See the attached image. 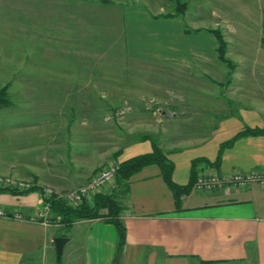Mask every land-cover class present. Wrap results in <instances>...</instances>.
Returning a JSON list of instances; mask_svg holds the SVG:
<instances>
[{
	"label": "rangeland",
	"instance_id": "rangeland-1",
	"mask_svg": "<svg viewBox=\"0 0 264 264\" xmlns=\"http://www.w3.org/2000/svg\"><path fill=\"white\" fill-rule=\"evenodd\" d=\"M167 35L172 44H161ZM196 39L204 51L192 45ZM263 40L264 0H0V90L9 102L0 109V178L27 185L18 194H38L44 212L46 189L62 195L119 168L141 140L174 163V152L211 135L222 114H234L251 70L264 65ZM169 48L178 61L168 58ZM194 53L210 59L194 62ZM190 133L196 140L184 139ZM0 188L15 189L10 182ZM126 194H116L122 211ZM100 213L94 219L108 222L106 210ZM49 214L51 227L67 233L51 207ZM86 230L78 229L75 243ZM83 251L74 249L76 261L90 259ZM66 255L61 264H72ZM130 259L125 264H147L148 255L131 252Z\"/></svg>",
	"mask_w": 264,
	"mask_h": 264
},
{
	"label": "crops",
	"instance_id": "crops-1",
	"mask_svg": "<svg viewBox=\"0 0 264 264\" xmlns=\"http://www.w3.org/2000/svg\"><path fill=\"white\" fill-rule=\"evenodd\" d=\"M181 39L189 44L187 39ZM176 41L178 44L179 40ZM200 41L196 39L192 45L204 51L205 44ZM160 42L171 45L172 37L164 36ZM185 48L180 51L188 57L189 54L193 56ZM170 53L169 48L168 58L178 61L177 54ZM209 59L210 55L194 53L190 60L204 64ZM203 74L199 72L196 77L201 78ZM251 74L253 79L241 89V97L236 98L234 114H222L211 135L199 143L182 146L170 156L175 163L173 179L176 183L187 184L193 172L197 179L199 172L207 169L223 173L264 170V135L237 139L223 150L217 166L206 161H199L195 171L193 166L198 158L214 162L220 145L245 127L264 128V65H255ZM195 91L200 90L195 88ZM219 104L223 105L222 101ZM222 109L226 110V107ZM185 136L187 141L197 138L194 133ZM151 151V141L141 140L132 144L119 160ZM77 168L75 170L81 172L80 167ZM125 202L121 213L126 226L122 264L131 262V252L147 254V264H264V186L258 183L242 189L224 187L208 191L194 187L182 198V208L178 210L174 193L162 177L160 168L149 165L130 179ZM41 205L42 198L38 194L0 193V209L9 213L18 210L27 217L40 212ZM82 226L87 230L83 231V242L78 244L75 243L77 231ZM93 226L100 230L92 231ZM66 232L26 219L0 217V264H53L54 238L64 235L70 240L64 247L63 256L67 254L70 263H113L119 241L113 224L96 219L78 220ZM78 248L85 249L83 252L90 255L87 262L82 257L75 260L74 249Z\"/></svg>",
	"mask_w": 264,
	"mask_h": 264
},
{
	"label": "trees",
	"instance_id": "trees-1",
	"mask_svg": "<svg viewBox=\"0 0 264 264\" xmlns=\"http://www.w3.org/2000/svg\"><path fill=\"white\" fill-rule=\"evenodd\" d=\"M219 47L218 53L224 62H229V60L225 57V50L223 49V45L226 43L222 34L218 31H215ZM264 41V40H263ZM222 46V48H221ZM9 105V102L5 100V95L0 90V109ZM264 135V128L261 127H245L242 131H240L236 136L232 139L222 143L217 159L214 162H211L209 159H197L194 161V171L199 161H206L212 166H217L222 158L223 150L229 146H232L235 141L241 137L246 136H257ZM149 165H157L162 173V177L164 178L167 185L173 191L176 207L178 210L182 208V198L185 195L190 194L192 192L195 183L196 177L195 172L192 174V179L187 184H178L173 179V173L175 169V164L167 158V155L153 142V150L148 153L140 154L126 160L121 161L120 167L117 173V185L115 188H112L109 193H99L95 195L93 203L90 204L86 201L80 207L73 208L67 203L57 198L56 195H53L49 198H44L51 203V211L55 215L54 218H60L59 222L62 223L64 228L70 230L73 223L81 219H94V218H102L101 210H106V214L108 215V222L112 223L117 230L119 241L117 252L112 264H120L121 258L124 253V248L126 244V226L121 218L122 208L116 202V194L120 189L124 188V190H129L130 179L140 172L144 167ZM10 190L9 188H0V193L6 192ZM13 194H18L19 190L14 189ZM15 192V193H14ZM30 192L23 191L20 192L22 194H27ZM11 213V212H10ZM66 236V235H64ZM61 264V262H59Z\"/></svg>",
	"mask_w": 264,
	"mask_h": 264
},
{
	"label": "built area",
	"instance_id": "built-area-1",
	"mask_svg": "<svg viewBox=\"0 0 264 264\" xmlns=\"http://www.w3.org/2000/svg\"><path fill=\"white\" fill-rule=\"evenodd\" d=\"M118 166H109L104 171L100 172L95 178L91 179L89 182L79 187L74 191H70L65 194H58L52 192V190L46 189V196L56 195L57 198L64 200L67 205L77 208L84 204L86 201L90 200L92 195H96L100 190L110 191V188L115 184V179L118 173ZM0 182H10L13 185V188L16 190L26 189L25 184L15 183L13 179L8 178L6 181L0 178ZM260 184L264 186V170H253L248 172H227L217 175V173L204 174L199 172L196 179L195 188L199 190H211L217 186H227L234 185L238 187H248L253 184ZM44 212L40 211L39 214L32 215V217H26L25 214L20 212H7L3 209H0V217L5 218H15L18 220H29L32 222H39L44 226H51L52 220L50 218V202L45 203Z\"/></svg>",
	"mask_w": 264,
	"mask_h": 264
},
{
	"label": "water",
	"instance_id": "water-1",
	"mask_svg": "<svg viewBox=\"0 0 264 264\" xmlns=\"http://www.w3.org/2000/svg\"><path fill=\"white\" fill-rule=\"evenodd\" d=\"M70 240L67 236H58L54 238V242L56 245V255H57V261L60 262L63 257L64 247Z\"/></svg>",
	"mask_w": 264,
	"mask_h": 264
}]
</instances>
